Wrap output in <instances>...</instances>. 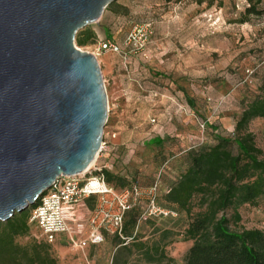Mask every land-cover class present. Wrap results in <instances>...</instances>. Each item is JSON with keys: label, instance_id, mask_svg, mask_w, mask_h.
I'll return each instance as SVG.
<instances>
[{"label": "rangeland", "instance_id": "rangeland-1", "mask_svg": "<svg viewBox=\"0 0 264 264\" xmlns=\"http://www.w3.org/2000/svg\"><path fill=\"white\" fill-rule=\"evenodd\" d=\"M251 4L261 8L264 0H116L99 22L76 35L78 48L91 52L99 47L95 31L104 33L106 18L112 21L107 32L121 41L135 24L153 23L148 58L124 60L107 52L98 60L110 106L104 135L119 147V168L127 181L144 187L159 181L164 205L191 152L215 145L217 136L233 135L243 110L264 96V14H247ZM248 130L264 158V117L254 118ZM199 204L197 196L193 213ZM140 211L128 216L123 237L108 234L101 244L78 248L60 235L51 253L58 264H185L193 244L185 233L192 216L179 210L174 218L138 221ZM239 211L242 220L232 221L233 229L264 230V196ZM33 240H46L35 224L17 238L21 245Z\"/></svg>", "mask_w": 264, "mask_h": 264}, {"label": "water", "instance_id": "water-1", "mask_svg": "<svg viewBox=\"0 0 264 264\" xmlns=\"http://www.w3.org/2000/svg\"><path fill=\"white\" fill-rule=\"evenodd\" d=\"M116 0H0V222L28 210L100 152L109 97L76 45Z\"/></svg>", "mask_w": 264, "mask_h": 264}, {"label": "trees", "instance_id": "trees-1", "mask_svg": "<svg viewBox=\"0 0 264 264\" xmlns=\"http://www.w3.org/2000/svg\"><path fill=\"white\" fill-rule=\"evenodd\" d=\"M246 13L264 14V6L259 8L251 4ZM92 36L89 34L87 38ZM257 117H264V96L257 97L243 110L233 135L217 136L215 145L191 152L189 167L164 195L168 205L160 202V194L162 206L183 210L192 216L185 233L193 244L185 256V264H264V230H238L231 226L232 221L242 220L241 206H255L264 196L262 149L257 147L248 130L250 122ZM114 164L113 171L104 170L106 180L118 189L134 184L126 180L119 162ZM197 196L201 209L193 213L192 201ZM138 207L141 211L137 220H140L144 204L128 212L125 224L130 213ZM30 210L31 207L1 223L0 264H58L51 253V242L33 240L26 245L17 242L19 236L29 233L33 224ZM228 210H232V215L227 214ZM124 230H127L125 225Z\"/></svg>", "mask_w": 264, "mask_h": 264}, {"label": "built area", "instance_id": "built-area-1", "mask_svg": "<svg viewBox=\"0 0 264 264\" xmlns=\"http://www.w3.org/2000/svg\"><path fill=\"white\" fill-rule=\"evenodd\" d=\"M153 33V23H138L121 42L114 39L100 40L97 51L91 52L97 58L107 52L120 54L124 60L136 54L148 58L147 47ZM200 126L205 131L206 123L202 122ZM116 135L112 133L111 138ZM119 160L118 145L112 143L105 134L93 166L79 174L58 177L37 204L31 207L30 222L37 225L48 242L66 235L76 247L85 248L90 244L103 243L108 234L123 237L126 216L138 204H144L139 221L174 218L178 215L176 210L159 203V181L147 187L134 183L123 189L110 184L104 170L113 171L114 162ZM169 191L170 188L166 193Z\"/></svg>", "mask_w": 264, "mask_h": 264}, {"label": "crops", "instance_id": "crops-1", "mask_svg": "<svg viewBox=\"0 0 264 264\" xmlns=\"http://www.w3.org/2000/svg\"><path fill=\"white\" fill-rule=\"evenodd\" d=\"M101 20V19H100ZM99 22V21H98ZM102 24V29L104 30V33L100 32V30H96V34L98 35V37H100L101 40H105V39H114V40H117V37L116 35H111L110 33H112V31L110 30L109 32H107L108 29H112V21L111 19H108L106 18ZM104 35V37L102 36ZM118 42H121V40H117ZM112 128L115 127L114 125V120L112 121ZM112 143H114L112 140H111ZM104 160H107V158H104Z\"/></svg>", "mask_w": 264, "mask_h": 264}, {"label": "bare ground", "instance_id": "bare-ground-1", "mask_svg": "<svg viewBox=\"0 0 264 264\" xmlns=\"http://www.w3.org/2000/svg\"><path fill=\"white\" fill-rule=\"evenodd\" d=\"M100 56V55H99ZM95 161V160H94ZM94 161H92L91 163H90V165L86 168V170L85 171H87L88 169H90V167H92L93 166V164H94Z\"/></svg>", "mask_w": 264, "mask_h": 264}]
</instances>
